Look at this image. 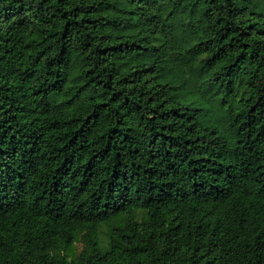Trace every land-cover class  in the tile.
Wrapping results in <instances>:
<instances>
[{"label":"trees","instance_id":"16d2710c","mask_svg":"<svg viewBox=\"0 0 264 264\" xmlns=\"http://www.w3.org/2000/svg\"><path fill=\"white\" fill-rule=\"evenodd\" d=\"M0 264H264V0H0Z\"/></svg>","mask_w":264,"mask_h":264},{"label":"rangeland","instance_id":"374dc122","mask_svg":"<svg viewBox=\"0 0 264 264\" xmlns=\"http://www.w3.org/2000/svg\"><path fill=\"white\" fill-rule=\"evenodd\" d=\"M83 246H84V239H83L82 233H79L77 236V239L72 245V249L70 253L71 256L77 254L82 249Z\"/></svg>","mask_w":264,"mask_h":264}]
</instances>
